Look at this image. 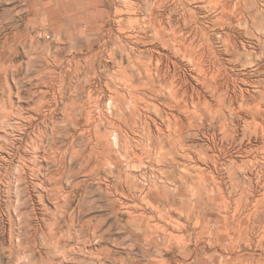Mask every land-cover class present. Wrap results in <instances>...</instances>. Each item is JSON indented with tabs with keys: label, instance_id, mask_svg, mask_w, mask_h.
<instances>
[{
	"label": "rangeland",
	"instance_id": "1",
	"mask_svg": "<svg viewBox=\"0 0 264 264\" xmlns=\"http://www.w3.org/2000/svg\"><path fill=\"white\" fill-rule=\"evenodd\" d=\"M67 1L0 0V264H264V132H256L249 111L256 113L264 101L259 92L264 90V67L255 66L264 64V0H249L244 17L226 15L225 20L215 0H154L156 19L166 20L170 40L166 44L151 25L146 0H127L134 12L125 15L117 14L125 10L123 0H100L101 17L93 18L87 41L69 29ZM121 19L126 28L130 19L140 25L136 31L121 32ZM180 25L185 31L207 30L229 76L227 91L237 94L239 104L247 102L245 112L232 118V133L200 119L193 127L185 120L180 128L174 117L184 116L171 107L170 94L161 92V87L169 89L168 83L159 82L158 92L152 85L143 91L142 103L149 107L139 110V128L124 127L127 142L118 140L123 173L76 174L78 159L90 152L91 142L98 143L95 131L86 132V114L97 110L98 99L109 115L114 114L112 120L122 125L121 112L112 108L109 87H121L122 70L129 63L125 53L111 51L120 43L132 54L143 52V62L155 53L165 63H179L189 77L193 67L171 43L173 30ZM138 31L145 44L133 45L126 37ZM226 34L233 39L230 52L219 39ZM242 43L252 52L238 50ZM98 54L95 66L102 76V91L93 80L83 79L91 71L89 59ZM247 120L252 121L249 129ZM258 120L264 122V102ZM100 129L117 133L113 127ZM180 134L182 144L176 141ZM166 135L178 145H171ZM127 145L131 148L126 157L122 150ZM200 170L207 173L204 182ZM126 174L137 177L136 188H130L135 179L126 181ZM152 183L167 191H151ZM5 226L21 237L20 247L1 236ZM26 227L29 238L23 235Z\"/></svg>",
	"mask_w": 264,
	"mask_h": 264
},
{
	"label": "bare ground",
	"instance_id": "2",
	"mask_svg": "<svg viewBox=\"0 0 264 264\" xmlns=\"http://www.w3.org/2000/svg\"><path fill=\"white\" fill-rule=\"evenodd\" d=\"M146 1L150 4V7H151V11H152V15H151V19H150L151 25L152 26L155 25L158 38L161 39L163 44H166L168 42L170 43V40L166 39L167 35H168V33H167L168 29L164 25V24H166V20L165 19H156L157 15H156V13H154L155 12L154 10L157 9L156 6H157L158 1L157 2H154V0H146ZM177 1L180 2V0H177ZM61 2H62V0H61ZM215 2H216V6L221 8V14H222L221 18L223 20H225L226 15H231L235 19H240V18L244 17L245 16L244 13L246 12V6H247L249 0H215ZM56 3H57V1H56ZM67 3L68 4L64 7V11L71 12V14L68 15L67 20H66V23L69 26V29L70 28L75 29L74 33L76 35L80 36V38H82V39L84 38L87 41V38H85V36H87L86 32L93 30L92 29L93 18L97 17V19H98V17H99V19H100V17H101L100 15L102 12L100 7H101V4L103 2H101L100 0H68ZM123 3H124L125 10L123 9V10L117 11V14H124L125 12L128 13V12H131L134 10L133 5H131L129 1L123 0ZM182 3L183 2H181L180 4H182ZM109 18H111V16H109ZM118 18L120 19V16ZM192 20L194 21L195 19H192ZM226 22H227V20L225 21V23ZM187 23L188 22L185 21V23H184L185 27H188ZM118 24L121 27V32H124V31L128 30L129 28L136 31V25H140L137 20H132V19H130L128 21V24H129L128 28L125 27V23L122 19L118 21ZM83 25H85L87 27L86 30L83 29V27H82ZM230 25H233V24L231 23ZM138 27L140 28V26H137V28ZM172 27H171V29H172ZM235 28H236V30L238 29L236 26H235ZM142 31H143V29H142ZM206 31L207 30L201 29L199 27L198 28L196 27V29L191 28L190 30H188V28H187V30L185 31L183 29V26H181V25L179 26V28L173 30V32H174L173 37L174 38H171V43L175 44V46H177L179 48L180 53H182L185 58H188L187 62L190 64V66L193 67L192 73L190 74L189 77L182 72V69L179 66V63H177L175 61H171V63H165L163 56L160 57L159 55L156 56L155 53H150V56L147 58V61L143 62L142 61V58L144 57L143 52L140 54L133 52V54H132L131 52H129V49L127 46H118V44H120V43H118V44L115 43V44H117L116 45L117 47L115 49H113V51H111L112 55L115 52V50H119L122 54L125 53L127 55L128 63H129L128 66L124 67V69L122 70L124 77L122 79L123 83L121 84V87L112 86V85L109 87V92L111 94L110 98L112 100V105H113L112 108H115L114 109L115 111L117 110L118 112H121V114H122V119H121L122 125H119L118 122H115L112 120V119H114V114L109 115V112L107 110H105L104 107L102 108L101 98H100L101 101L98 99L97 100V107H96L97 110L90 111L89 113L86 114L87 125L89 126L88 127L89 129H87V127H84L87 129L86 130L87 133H90L91 131L96 132L98 143L96 144L94 142H91L93 144V147L90 148L91 149L90 152L88 154L84 153V155H86V156L82 155L80 157V159H78V161H79L78 167L75 168V169H78L76 174L85 173L86 175L88 174L89 176H91V175L97 173L98 171H102V170L106 171V173L111 174V175L115 174L116 172H118L119 174L123 173V170H124V168H123L124 166L122 163L123 161L117 155L118 152H116L117 147L120 146V143L118 142V140L120 137H122L124 139V141H126V139L124 138L125 136L123 135L124 127L132 126L133 129L139 128V122L141 121V116L139 114V110L142 107H149V105L142 103L141 96L143 95V91L145 89L149 88L148 87L149 85H152V87H154L153 90L155 92H158L157 87H160V86H158L159 82L161 84L164 81L168 83V85L170 86L169 89H166L165 87L164 88L161 87L162 88L161 92H162V90H165L170 94L171 98H169V99H171L170 100L171 107H175L176 109L181 111V114L184 116V117H179V116L174 117L176 119V121L178 122L177 125L180 128H183V126L186 124L185 120H187V123L191 127H193L195 125L194 123H196L195 119H200V120H202L203 123H205V122L208 123V125L210 124L211 126H214V127H223L224 131H226L227 133L231 132L234 129L232 127V124H234L235 121L232 120V118H235V119L239 118L238 115L242 112H245L244 103H247V102L243 101V104H239L237 94L234 93L235 95L231 96L229 94V92L227 91L228 87H229L228 86V84H229L228 77L229 76H227V74H224V72H223L224 70L221 67V65H222L220 62L221 59L219 58L218 54L214 50L215 48L213 49L211 40L207 39V32ZM139 32L140 31L136 32L137 35H135V36L133 34L127 35L126 38L128 39V41L131 44H133V45L134 44L135 45L145 44V40L141 35L138 34ZM102 33H103V35H102V38H103V36L105 34H104V32H102ZM126 33H128V32H126ZM163 34L165 35L164 37H163ZM110 38H111V36H110ZM147 38H148V36H147ZM150 38H148V39H150ZM219 39L225 45L226 50L228 52H230L232 44H233V39H232L231 35L226 34L223 38L220 37ZM112 40H113V38L110 40L108 39V41H105L103 43L104 47H108V44L110 42H112ZM119 40H121V39H119ZM123 43H125V42H123ZM88 45L92 46V44H90V43ZM247 46L248 45L243 44V47H236V48L238 50H241V48H242L246 51L245 53H251L252 51H250ZM132 51H134V50L132 49ZM255 54L257 55L259 53L256 51ZM255 54H254V56H256ZM98 57H99V54L89 59V62L91 63V71L88 70V72L84 74L83 79H90V81L93 80L95 82L94 83L96 86L95 88L102 91V88H101L102 87L101 86L102 76L97 71V68L95 66V62L98 60ZM100 58H101V55H100ZM170 64H171V66H170ZM81 65H83V64H81ZM78 66H80V65H78ZM255 66L258 69L262 70L264 67V64L256 63ZM129 71H131V73H128ZM80 74H81V72H80ZM93 81H91V82H93ZM90 88H92V87H90ZM85 91L86 90H84V92ZM92 92H94V90L91 91L90 93L93 94ZM259 92H260V96L262 97V99H264V90H261ZM76 94H78V92ZM96 95L97 94H94L93 96H96ZM89 96L90 95H88V98H89ZM79 97H80V95H79ZM209 97H210V100H209ZM84 98H85V96H84ZM91 98H93V97H91ZM76 100H77V98H76ZM242 100H244V99H242ZM85 101L88 102L87 99L86 100L84 99V102ZM213 102H216L217 104L214 105ZM263 102L264 101H261L256 106V109H255L256 113L252 109H249V111H251L253 114L252 119L256 125V132H259V130H263V132H264V122H259V120H258V118L261 116V114L263 112ZM86 104H88V103H86ZM91 104H88V106ZM229 104L231 106H229ZM237 104H238V106H237ZM76 105L81 106L79 103ZM82 107H84V106L82 105L81 108ZM91 107H93V106L91 105ZM110 108L111 107H109V109ZM97 111H98V114L96 116H94V113ZM75 113H77V112H75ZM245 122H246V128L249 129V126H250L252 121L247 120ZM74 123H75V121H74ZM102 125L105 126L106 128H111V127L115 128L117 133L115 132L116 134L114 135L113 132L109 131V130H105L104 132H102L100 129ZM147 126L151 129V126L149 123H147ZM250 128H251V126H250ZM160 131H162V130H160ZM182 131H183V129H182ZM79 134H80V132H79ZM88 136H86V137H88ZM166 136H168V138L171 140V145H173V146L178 145V144H176L177 142H179V144H182L185 140L183 134H180L178 136V138L176 140L177 142H175V138L173 139V137H171V135H166ZM128 142L130 143L131 140L128 139ZM82 143H84V142H82ZM102 144L104 145L103 148H101ZM130 148H131V146L129 147V145H127V147H123L122 151L125 153V156L128 153V151L130 150ZM88 151H89V149H88ZM213 160H215V157L213 158ZM127 163H128L127 165H129V166H131V164H132L131 161H127ZM217 165H218V163L215 166H217ZM67 173H68V171H67ZM125 176H126V181H128L129 178L132 177L128 174H126ZM145 176H147V175H145ZM205 176H207L206 171L200 170L199 179H201L204 182ZM132 178L135 179V182H132L130 184V186H131L130 188L133 189V188H136V186H137V184H136L137 177L135 176ZM200 183H201V181H199V184ZM118 184H119V182H118ZM174 189L176 191H179L180 187L178 185H176ZM118 190H119V188H118ZM150 190L151 191H157L158 193L160 191L161 192L167 191L165 187L158 186V183H152L150 186ZM60 192L62 193L63 191H60ZM94 192H95V190H94ZM58 193H59V191H58ZM68 194H71V193L68 192ZM59 197H61V196H59ZM146 197H148V195ZM173 197H176V196L174 195ZM153 198H155L154 195H153ZM118 200H120V199H118ZM175 200H177V199H175ZM182 201H184V200H182ZM144 204H146V203H143V205ZM117 205H118V203H117ZM123 205L126 206L125 204H123ZM130 206H132L133 209H135V210L138 209V208L137 209L134 208L133 205H130ZM119 207H121V206H119ZM146 207H147V204H146ZM133 209H131V210H133ZM118 210H119V208H118ZM122 210H124V209H122ZM135 210H133L132 212H134ZM152 210H153V208H152ZM116 212H117V210L115 211V214H116ZM140 213L143 214V212H140ZM134 214H137V213H134ZM23 215L26 216V213H23ZM139 215H141V214H139ZM143 217H142V219H143ZM151 220H154V217H153V219L151 218ZM169 224L171 226V223H169ZM165 227H166V225H165ZM179 227H181V225H179L178 228ZM156 229H159V227L157 226ZM202 229H203V227H202ZM160 230H158V231H160ZM28 231H29L28 227H26L24 229V233H23V235L26 238H29V234H28L29 232ZM151 231L154 232L152 229H151ZM1 236L4 237L5 240H8V238H10L11 242H16L19 247L22 244L21 237L20 236H17V238L15 237V231L13 228L8 230V228H6V226H5L3 228V233L1 234ZM169 236H175V235L173 233H171V234H169ZM169 236H167V237H169Z\"/></svg>",
	"mask_w": 264,
	"mask_h": 264
}]
</instances>
